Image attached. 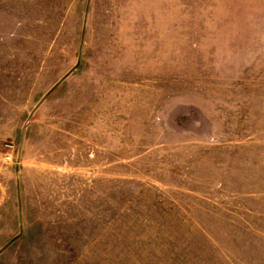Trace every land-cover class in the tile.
Here are the masks:
<instances>
[{
	"label": "rangeland",
	"instance_id": "rangeland-1",
	"mask_svg": "<svg viewBox=\"0 0 264 264\" xmlns=\"http://www.w3.org/2000/svg\"><path fill=\"white\" fill-rule=\"evenodd\" d=\"M0 264H264V0H0Z\"/></svg>",
	"mask_w": 264,
	"mask_h": 264
},
{
	"label": "water",
	"instance_id": "water-1",
	"mask_svg": "<svg viewBox=\"0 0 264 264\" xmlns=\"http://www.w3.org/2000/svg\"><path fill=\"white\" fill-rule=\"evenodd\" d=\"M78 58H79V57L76 58V62L78 61ZM40 100H41V99H39L38 102H39ZM38 102H37V103H38ZM37 103H36V104L30 109V111H29L28 114H27L26 119H27V118L29 117V115L32 113V111H33L34 107L37 105Z\"/></svg>",
	"mask_w": 264,
	"mask_h": 264
}]
</instances>
